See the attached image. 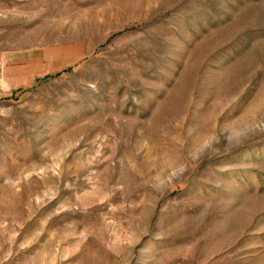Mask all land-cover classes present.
Returning a JSON list of instances; mask_svg holds the SVG:
<instances>
[{"label": "rangeland", "instance_id": "1", "mask_svg": "<svg viewBox=\"0 0 264 264\" xmlns=\"http://www.w3.org/2000/svg\"><path fill=\"white\" fill-rule=\"evenodd\" d=\"M0 264H264V0H0Z\"/></svg>", "mask_w": 264, "mask_h": 264}]
</instances>
